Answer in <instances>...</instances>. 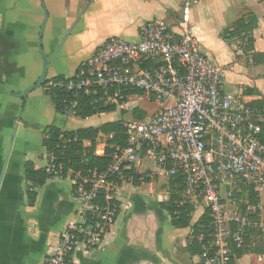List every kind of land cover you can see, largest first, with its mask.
<instances>
[{
  "label": "crops",
  "instance_id": "1",
  "mask_svg": "<svg viewBox=\"0 0 264 264\" xmlns=\"http://www.w3.org/2000/svg\"><path fill=\"white\" fill-rule=\"evenodd\" d=\"M199 2L189 9L192 34L205 56L222 68L225 89L241 92L249 103L259 102L264 121V0H242L247 10L220 28L217 40L198 32L200 25L195 28L190 23L192 11H201L196 6ZM182 15L183 0H0V90L17 94L35 83L42 70L39 46L49 61L46 78L70 77L105 39H137L140 27L151 20L179 32ZM251 17L255 24L249 48L242 37L221 36L238 19L249 21ZM236 46L243 55L237 54ZM12 94L0 92V264H42L78 203L72 197L71 181L55 176L38 188L35 203L29 206L23 163L30 159L43 166L46 158L39 147L41 128L53 124L68 129L69 117L52 108L48 111L42 87L24 98ZM134 96L129 95L123 106ZM106 122L80 127H99ZM16 139L11 162L9 151H13ZM102 154L99 151L96 155ZM131 167V174L124 175L117 188L115 223L96 251H75L73 264H204L190 242L192 225L205 210V203L203 206L193 199L189 226L177 228L162 205L173 193L171 175L157 169L145 151H140ZM263 185L259 190L252 188L258 198L257 221L264 225ZM243 187L234 191L230 200L223 193L225 202L232 205L234 200L239 205L247 196ZM241 251L234 264H264V227L248 230Z\"/></svg>",
  "mask_w": 264,
  "mask_h": 264
},
{
  "label": "built area",
  "instance_id": "2",
  "mask_svg": "<svg viewBox=\"0 0 264 264\" xmlns=\"http://www.w3.org/2000/svg\"><path fill=\"white\" fill-rule=\"evenodd\" d=\"M197 1L183 0L179 32L161 21H147L137 39H105L74 75L65 77L62 84L67 91L99 96L105 105L122 107L126 90H140L170 103L144 119L127 122V145L113 154L106 169L67 171L78 207L42 264H73L78 249L91 253L99 248L116 221V192L123 171L136 163L140 151L157 169L181 176L183 197L189 202L198 197L204 201L210 230L196 236L204 264H229L231 246H243L246 230L264 227L248 216L257 212L258 204L244 199L243 213L234 200L229 205L222 196L225 193L230 200L241 186L260 189L264 144L258 138L261 125L255 109L241 92L225 89L222 68L205 56L189 28V9ZM236 49L243 55L240 46ZM150 61L156 65L145 67ZM75 105L69 101L63 116H75ZM110 137L98 136L95 154L104 153ZM43 166L59 177L53 155H47Z\"/></svg>",
  "mask_w": 264,
  "mask_h": 264
},
{
  "label": "trees",
  "instance_id": "3",
  "mask_svg": "<svg viewBox=\"0 0 264 264\" xmlns=\"http://www.w3.org/2000/svg\"><path fill=\"white\" fill-rule=\"evenodd\" d=\"M254 17L249 18V21L244 19H238L234 24L222 31L221 36L223 38L242 37L245 39L246 48L250 46V34L254 27ZM243 48H245L243 46ZM245 48V49H246ZM156 65L154 61H150L145 64V67ZM51 81V85L48 82ZM65 76L53 77L50 80L46 79L42 84L44 93L50 97L54 111L60 115H64L65 105L69 101L76 102L74 106L75 116L80 118H86L99 114L102 112H113L116 109L114 104L105 105L99 96H93L91 94H84L81 91H67L62 83H65ZM60 83L61 86L56 84ZM142 94L140 90H126L122 92L121 103H124L129 95ZM96 98H98L96 100ZM96 100V101H95ZM255 109L257 117L260 118L261 132L259 134V140L264 144V121L262 106L259 102L250 103ZM139 111L136 114L138 119H144L145 115ZM126 121L118 119L115 121H108L99 127H78L74 129H62L56 125H46L41 128V146L43 148L42 156L45 158L51 154L54 157V165L56 169H60L59 178H65V175L69 169L74 171H80L86 173L88 170L97 169L102 171L108 167L112 161V156L115 152L124 148L127 145V137L125 135ZM101 132L105 135H111L107 139V145L105 146L104 153L102 155H96L95 145L96 137ZM129 169L123 171L124 175H129ZM131 174V173H130ZM23 177L25 181V199L29 206L35 203L37 197V190L39 187L45 185L47 181L55 177L52 173L45 170V167L39 163L26 159L23 163ZM147 181L149 179L144 178ZM173 189L167 203L162 205L166 207L168 215L170 217L171 224L177 228H184L189 226L191 221V215L194 210V206L189 200L183 197V184L180 175H171L170 179ZM243 190L247 193L246 199L250 204H257L258 198L256 192L251 186H244ZM237 198L239 195L236 196ZM243 213L245 207L242 203L239 204ZM251 220H257V212L248 214ZM210 213L207 208L203 211L197 221L192 225V240L190 246L194 252L202 253L201 244L197 241L196 236L201 233H207L210 230ZM249 227L244 235V241ZM244 245V244H243ZM243 247V246H242ZM242 247L236 248L231 246L233 251V258L229 264H234V257L240 254Z\"/></svg>",
  "mask_w": 264,
  "mask_h": 264
},
{
  "label": "rangeland",
  "instance_id": "4",
  "mask_svg": "<svg viewBox=\"0 0 264 264\" xmlns=\"http://www.w3.org/2000/svg\"><path fill=\"white\" fill-rule=\"evenodd\" d=\"M242 0H200V2L196 5L198 9L201 11L191 13V25L197 28V25H200L197 30L198 32L204 34V36L209 39L217 40V32L222 27L229 26L236 18L242 16L247 10L246 7L240 3ZM202 22V25L200 24ZM197 35V34H196ZM199 37V35H197ZM228 48V47H227ZM229 49V48H228ZM128 104L126 103L122 108L117 107L114 112H107L104 116H99L98 114L89 117L84 120L83 118H76V116H69L67 118V128L74 129L80 126L93 125L96 126L103 122L104 120H113V119H122L123 121L129 122L133 119H138L136 114L139 113L144 114L145 117L156 113L162 107H165L170 103L169 100H163L156 96H148L145 94H136L134 97H130ZM44 102L48 106L49 109H53L52 102L50 97L44 94ZM72 117V118H70ZM75 117V118H73ZM41 135V134H40ZM14 142V139H13ZM23 142V140H22ZM18 145V140H15V146L13 147V151H9L10 161H14V157L16 155V146ZM41 152H43V148L40 143ZM34 155V154H33ZM30 154V156H33ZM44 162L45 159H42ZM151 168L153 166H150ZM122 180V179H121ZM120 180V181H121ZM120 183V182H119ZM264 188V185L263 187ZM262 202L264 203V191H261ZM198 204L203 205L204 201L198 197L195 199ZM204 206V205H203Z\"/></svg>",
  "mask_w": 264,
  "mask_h": 264
},
{
  "label": "water",
  "instance_id": "5",
  "mask_svg": "<svg viewBox=\"0 0 264 264\" xmlns=\"http://www.w3.org/2000/svg\"><path fill=\"white\" fill-rule=\"evenodd\" d=\"M45 14H46V11H45ZM39 51H40V53L42 55V70H41V73H40L38 79L35 81V83L32 84V85H30L29 87H27L26 89H24L22 92L17 93V94H12V93H9L7 91H1V90H0V92H5V93H8V94H12V95H15V96H17L19 98H24L33 89L42 86V84L44 83V81L47 79L46 78V72H47V67H48L49 61H48L46 55L44 54L41 46H39Z\"/></svg>",
  "mask_w": 264,
  "mask_h": 264
}]
</instances>
